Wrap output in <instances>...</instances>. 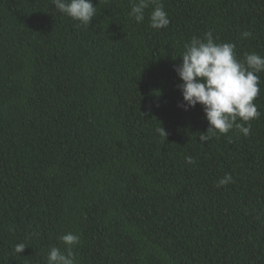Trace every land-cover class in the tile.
Masks as SVG:
<instances>
[{
  "label": "trees",
  "instance_id": "1",
  "mask_svg": "<svg viewBox=\"0 0 264 264\" xmlns=\"http://www.w3.org/2000/svg\"><path fill=\"white\" fill-rule=\"evenodd\" d=\"M92 3L86 27L0 0V264H47L68 232L77 264H264V72L250 134L201 142L174 70L208 31L264 56V0H160V30L151 7L136 23L132 0Z\"/></svg>",
  "mask_w": 264,
  "mask_h": 264
},
{
  "label": "clouds",
  "instance_id": "2",
  "mask_svg": "<svg viewBox=\"0 0 264 264\" xmlns=\"http://www.w3.org/2000/svg\"><path fill=\"white\" fill-rule=\"evenodd\" d=\"M52 5L60 13L86 27L97 11L92 0H52ZM150 7V27L156 30L166 28L170 20L160 0H132L129 15L136 23H142ZM252 35V32L244 31L241 38L247 39ZM235 48L234 43L216 42L213 32L208 31L202 38L193 37L184 45L180 56L182 63L174 69L182 81L179 85L183 97L181 107L187 111L201 105L209 123L206 134L199 136L201 142L233 130L247 137L251 131L250 121L261 115L254 101L261 91L258 74L264 72V56L253 52L245 54L241 61L236 57ZM160 132L166 137L162 127ZM195 162L192 156L186 157L187 164ZM232 182L231 174H225L217 186ZM59 239L65 250L51 247L47 253V264H77L72 249L79 244V236L68 232ZM26 248L24 243H19L14 251L21 254Z\"/></svg>",
  "mask_w": 264,
  "mask_h": 264
}]
</instances>
